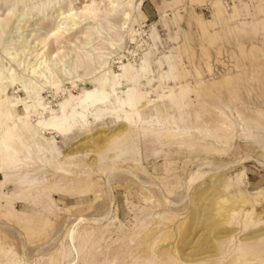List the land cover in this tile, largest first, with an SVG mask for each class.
Instances as JSON below:
<instances>
[{
    "label": "bare ground",
    "instance_id": "1",
    "mask_svg": "<svg viewBox=\"0 0 264 264\" xmlns=\"http://www.w3.org/2000/svg\"><path fill=\"white\" fill-rule=\"evenodd\" d=\"M214 5L217 7L215 15L223 16L220 0ZM142 6L143 0H0V216L7 221L0 231H14L18 239H40L52 223L48 219L41 220L42 215L52 217L59 211L54 192L65 197L77 195L82 201L93 194L95 182L90 175L78 170L82 160L79 150L72 155L65 154L55 144V139L70 142L72 138L81 137L77 143L82 148L91 142L101 145L103 151L98 154V168L108 172L109 186L118 176L114 172L134 176L130 166L123 170L118 168V162H127L145 171L140 166L143 139H154L159 148L177 146L194 151L201 148L206 153L220 155L231 149V137L237 126L240 131L247 132L242 139L256 144L260 148L259 157L264 158V138L253 134V128L239 112L234 113L235 122L229 118L232 111L227 107H211L222 122H206L200 113L192 117L191 95L198 99L202 84L195 82L193 89L188 83H181L183 76L175 54L178 49L175 53L169 49V55L154 60L153 47H149L135 29ZM238 13L234 6L228 17L231 19ZM205 25L202 24V30H206ZM154 27L150 28L149 37L156 48L158 36ZM20 31L28 36L14 35L15 38L6 40L8 32L17 34ZM127 43L135 44L141 52L138 60L134 59L136 51L127 49ZM230 78L225 76L223 83ZM80 81H88L91 88L79 92L77 84ZM169 82L174 86H168ZM11 88L16 96L8 94ZM50 92L53 95L63 93L55 107L47 101L45 94ZM19 93H23L24 98ZM153 93L155 98L151 97ZM166 103L173 109V115L159 113L160 104ZM19 108L21 114L17 113ZM258 127L256 124L255 128ZM104 129L113 130L102 134ZM86 138L90 141L86 142ZM251 159L245 157L220 167L212 163L198 166L188 178L186 191L205 177L210 179L205 183L204 192L191 199L194 203L191 222H177L172 211L182 199L178 204L165 199L169 212L163 209L144 215L149 211L144 207L137 230H134V240L129 241H134L133 260L126 263L121 257L108 262L105 258L104 263L264 264V229H261L263 233L253 232L256 235L243 239L235 240L233 236L234 232L242 234L256 227L264 228V215L257 212L264 204V189H247V176L242 166ZM171 163L169 161V165ZM204 167L211 171L204 172ZM239 167L232 177L226 178L228 172ZM71 168L78 169L74 172ZM167 170L165 175L170 173ZM51 171L58 175H52ZM48 174L56 178L49 181ZM177 179L166 182L157 191L171 195ZM142 181L139 184L146 183ZM9 186L15 190L7 192ZM220 192L225 195L208 205L209 198ZM143 198L148 202L154 196ZM17 204L32 205L39 213L19 211ZM212 205L218 207L214 225L221 232L201 243L198 240L202 236L196 239L194 235L190 240L200 225L202 213ZM160 206L157 202L153 208ZM110 213L107 211L98 219L69 218L62 234L55 236L61 235L52 253L39 247L34 256L22 259L0 244V264H98L101 254L96 252V245L103 239L107 227L104 223L109 220ZM210 216L207 220H215L213 213ZM154 220L156 223L151 227ZM232 226L238 229H227ZM223 229L226 231L222 232ZM181 235L183 238L179 241ZM54 239L52 243L56 242Z\"/></svg>",
    "mask_w": 264,
    "mask_h": 264
},
{
    "label": "rangeland",
    "instance_id": "2",
    "mask_svg": "<svg viewBox=\"0 0 264 264\" xmlns=\"http://www.w3.org/2000/svg\"><path fill=\"white\" fill-rule=\"evenodd\" d=\"M173 1L143 0L139 25H136L135 29L142 34L141 37L147 42V45L151 48L153 47L152 51L155 54L154 60L157 61L161 56L169 55L172 49L174 53L176 52L175 49H178L175 54L178 56L176 59L178 69L183 76L181 83H188L194 89L196 84L201 82L202 93L200 97L196 99L194 94L191 95V102L194 105L192 117L200 113L206 122H222L223 119L217 117L213 109L227 107L232 112L225 111V113L228 116L230 114L229 118L233 122L236 121V118L233 117L235 115L234 113L239 112L247 120V125L253 128V134L264 138V0H234L230 9L225 6L224 0H220L222 10L224 11V15L221 17L215 15L217 7L214 5V2L216 0ZM234 6L238 8L239 15H235V18L230 19L228 14L233 12ZM202 24H206V30H202ZM153 26H155L154 28L158 36L156 48L154 47L152 39L149 37V30ZM20 34L28 36V33H22V31L17 34L8 32L6 40L9 41ZM137 39L140 41L141 38L138 36ZM127 49L136 51L134 59L138 60L141 57V52L139 49L137 50L135 44L127 43ZM128 57L130 58V56ZM122 61L126 60L122 59ZM116 68L117 65H114L115 70H117ZM155 75L157 76V73ZM228 75L232 79L230 78L227 83H223L224 77ZM87 82L80 81L77 84V90L82 92L85 88H91V85ZM169 83L168 86H174V83ZM8 94L10 96H16V91L11 88ZM19 95L24 98L23 93H19ZM45 95L48 103L51 102L50 105L54 107L63 98V93L61 92L54 95L50 92ZM151 97L155 98L156 94L153 93ZM160 105L159 113L168 112L171 115L174 114L169 104ZM17 113H22L21 108L17 110ZM160 116L163 118V115L160 114ZM256 124H258V128H255ZM236 128L237 126L231 137L233 139L230 143L231 149H228L220 155L206 153L201 148L195 149L196 152L177 146L159 148L155 145L154 139H143L141 142L142 157L140 166L146 172L133 168V165L130 163L118 162V168H124L123 170H125L127 165L126 170L130 166L132 172H134V176L127 173L114 172L118 176L111 181L110 186L107 183L108 172L99 169L98 154L103 151L99 147L101 145H96L91 142L85 148H82L77 143L82 140L81 137L72 138L70 142L65 139H55V144L61 148L63 153L66 152L65 154L72 155L73 152L79 150V156L81 157L79 159H82L80 163L81 167L80 169H71L74 172L78 169L91 176L96 185L93 194L85 201H82L77 195L65 197L54 192V198L59 211H55V215L52 217L44 214L40 218L41 220L48 219L52 222L44 236L40 239L25 237L18 239L16 232L4 233V230H2L0 231V244L6 250L15 252L17 257L22 259L34 256L39 247H44L48 253H52L57 249V240L61 237V235L58 236V239L55 236L61 231L63 232L64 223L69 218L75 219L82 216L86 219H98L105 216L107 211H111L109 220L107 223H104L107 227L104 230L103 239L96 245V252L101 254L98 258V264H105V258L110 262L114 258L121 257L122 260L128 263V261L134 258V241H129L131 239L134 240V230H137L136 225L139 223L140 218L143 214L155 213L163 209L169 212L168 205L165 204V199L169 202L173 201V203L175 201L176 204L182 199V203L178 204V207L172 208V211L176 215L177 222L187 221V224L191 222V213L194 209V203H192L191 199L194 200V197L196 199L200 192H204L205 183L210 179L207 176L200 183L191 187L189 191H186L185 185L188 178L197 170L198 166L212 163L214 166L220 167L237 162L245 157H251L253 160H248L242 165L245 167V174L247 176V189H264V165L260 166L261 164L256 161L259 160L264 163V158L259 157L261 155L259 153L260 148L252 141L242 139L247 132L240 131L238 128L236 130ZM110 130L113 129H104L102 134H108L111 132ZM86 139H88L86 142L90 141V138ZM214 143L218 145L216 142ZM94 147L97 148L95 149ZM169 161H172L170 165ZM240 168L230 171L227 174L224 172L223 174H226V178L232 177ZM167 169L170 170V173L165 175V172H168ZM203 170L204 172L211 171L208 167H204ZM50 173L55 176L58 175L52 171ZM49 174L47 175V179L53 181L56 177L54 176L52 179L53 176ZM176 177L178 181L176 180L177 184L173 185V193L171 195H163L164 191H157L166 182H173ZM141 178L145 180H143L146 182L145 184H139V181H142ZM1 180L2 178L0 177ZM13 190H15L14 187H7V192ZM97 193L100 194L99 197H97ZM223 194L220 192L210 197L208 205ZM143 196H146L147 199H151L153 196L154 198L151 201L145 202ZM157 202L162 206L153 208L157 205ZM16 207L19 211L28 214L35 215L39 213L32 205L17 204ZM144 207L149 211L142 214L141 210ZM216 208H218L216 205L214 207L212 205V208L210 206L208 211L202 213L200 225L194 230L190 240L194 235H196V239L202 236L198 240V243H201L207 240V238L211 239L216 233L221 232V229H215L214 225V222L217 221V216H215L217 212ZM65 209H70V211L66 212ZM257 210V212L264 215V204L259 206ZM212 213L216 217L214 218L215 220H207L208 217H211L210 214L212 215ZM0 223L1 230L3 229V225L7 224V221L0 216ZM154 223H156L155 220L152 221L150 226L153 227L155 225ZM227 229L234 231L238 227L232 226ZM261 229L264 228L256 227L242 234L238 231L234 232L233 236L235 240L239 238L243 239L247 235L254 236L257 233H261ZM225 231L226 229L222 230V232ZM181 238H183L182 235L178 240L181 241ZM53 239L56 240L55 243L51 242Z\"/></svg>",
    "mask_w": 264,
    "mask_h": 264
},
{
    "label": "built area",
    "instance_id": "3",
    "mask_svg": "<svg viewBox=\"0 0 264 264\" xmlns=\"http://www.w3.org/2000/svg\"><path fill=\"white\" fill-rule=\"evenodd\" d=\"M234 0H224V4H225V6L227 7V8H229L230 9V6L232 5V2H233Z\"/></svg>",
    "mask_w": 264,
    "mask_h": 264
}]
</instances>
